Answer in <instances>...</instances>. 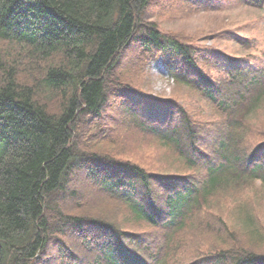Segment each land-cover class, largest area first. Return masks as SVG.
Returning <instances> with one entry per match:
<instances>
[{"label":"trees","instance_id":"16d2710c","mask_svg":"<svg viewBox=\"0 0 264 264\" xmlns=\"http://www.w3.org/2000/svg\"><path fill=\"white\" fill-rule=\"evenodd\" d=\"M149 4L0 0V264H264V60L226 56L210 74L198 46L145 19ZM148 59L197 111L131 85ZM129 134L181 171L119 156L140 143ZM237 193L233 224L211 213Z\"/></svg>","mask_w":264,"mask_h":264},{"label":"rangeland","instance_id":"374dc122","mask_svg":"<svg viewBox=\"0 0 264 264\" xmlns=\"http://www.w3.org/2000/svg\"><path fill=\"white\" fill-rule=\"evenodd\" d=\"M145 19L155 23L161 31L192 41L198 46L201 49L200 63L210 74H217L220 68L219 62L226 56L241 57L257 63L259 61H256L255 56L264 60V2L261 6H257L246 0H150ZM227 31L234 36L229 35ZM125 62L126 59L123 58L121 65ZM227 63L224 62V65ZM141 64L143 65L138 67V73L134 71L127 73L133 87L157 97L176 98L189 108L198 110L191 105L193 97L183 87L174 85L170 70L163 60L148 59ZM115 102V112L109 114L117 118V112H120L121 108L117 105L119 103ZM201 113L207 114L203 111ZM253 123L264 132V110L253 118ZM134 137L139 139L136 134H129L124 138ZM131 142L127 143L123 140L121 150L118 149L119 145L113 146V150L119 156L139 161L151 168L181 171L177 160L169 156L168 151L159 144L143 140H140V143ZM93 144L102 146L101 143ZM103 146L111 148L110 145ZM73 183L83 194L94 196L96 200L100 199L97 193L95 194L94 188L87 186L81 177L74 178ZM238 197L239 193L217 197L210 205L211 213L214 216L221 215L224 220L233 224L236 212L231 209V202ZM97 211L110 213L107 207L99 206L95 209V213ZM255 213L260 226L264 227V197L256 202ZM118 217L120 218L119 215L116 218L119 219ZM135 225V228H138V224ZM201 239L208 244L209 241L214 240V235L201 234L197 240ZM48 251L52 252L51 247Z\"/></svg>","mask_w":264,"mask_h":264}]
</instances>
